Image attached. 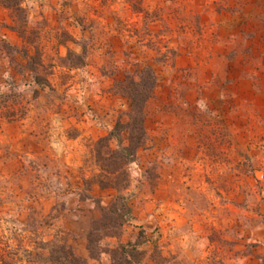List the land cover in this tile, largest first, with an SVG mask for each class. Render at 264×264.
I'll return each instance as SVG.
<instances>
[{"label": "rangeland", "instance_id": "rangeland-1", "mask_svg": "<svg viewBox=\"0 0 264 264\" xmlns=\"http://www.w3.org/2000/svg\"><path fill=\"white\" fill-rule=\"evenodd\" d=\"M147 72L131 216L90 253L99 212L65 189ZM30 216L84 264H264V0H0L3 240Z\"/></svg>", "mask_w": 264, "mask_h": 264}, {"label": "trees", "instance_id": "trees-1", "mask_svg": "<svg viewBox=\"0 0 264 264\" xmlns=\"http://www.w3.org/2000/svg\"><path fill=\"white\" fill-rule=\"evenodd\" d=\"M2 4L5 5L3 1ZM12 6L19 8L20 2L6 7ZM141 74L136 80L129 79L121 87L125 91L124 96L129 100L127 119L117 121L107 136L99 138L90 148L89 158L86 160H92L96 171L79 167L82 186L74 189L72 185H68L65 189L66 195L74 194L82 200L95 202L99 212V219L91 223L87 234L90 253L93 250V235L101 232L105 236L115 237L116 230L131 216L129 195L125 193L130 184L128 167L136 160L138 152L146 148L145 105L152 98L154 89L152 75L148 72ZM87 172L89 176H86ZM32 177L36 179V176ZM94 188L97 192L108 193L107 203L104 204L102 198L92 194ZM31 217H28L31 220L29 224H15L17 228L20 226L18 229L21 232L29 233L27 245L24 244L25 235L22 236L16 228L9 230L13 243L5 242L0 232V264H84L61 232L51 237L46 236L35 227L41 225L38 219Z\"/></svg>", "mask_w": 264, "mask_h": 264}]
</instances>
